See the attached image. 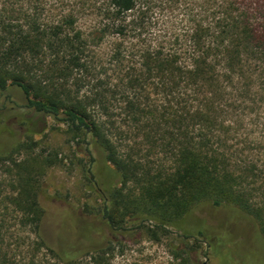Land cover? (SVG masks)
<instances>
[{
    "label": "trees",
    "instance_id": "trees-1",
    "mask_svg": "<svg viewBox=\"0 0 264 264\" xmlns=\"http://www.w3.org/2000/svg\"><path fill=\"white\" fill-rule=\"evenodd\" d=\"M154 7L156 17L176 13L168 24L174 32L155 30L150 40ZM98 11L92 39L71 13L50 27L32 22L15 31L0 20V109L14 105L9 89L23 98L19 131L0 153V264H108L127 225H153L157 237L204 203L234 207L264 244V162L254 157L261 150L243 147L230 119L241 127L246 118L237 113L253 107L249 121L264 128L257 109L264 106V0H102ZM106 38L116 43V84L87 61ZM84 73L89 97L82 99ZM115 103L122 105L116 113ZM46 118L85 144L90 162L100 154L117 175L114 189L97 187L107 233L99 243L61 245L43 234L42 178L55 161L29 151ZM143 145L148 153L140 156ZM85 177L91 183L90 169ZM85 228L78 238L90 233Z\"/></svg>",
    "mask_w": 264,
    "mask_h": 264
},
{
    "label": "rangeland",
    "instance_id": "rangeland-1",
    "mask_svg": "<svg viewBox=\"0 0 264 264\" xmlns=\"http://www.w3.org/2000/svg\"><path fill=\"white\" fill-rule=\"evenodd\" d=\"M101 3L102 0H0V20L10 24L11 30L15 31L17 26H22L24 30L32 22H36L41 27H50L71 13L76 29L85 39H92L94 30L98 29L100 22L98 5ZM152 14L154 22L147 34L150 40H154L155 30H159L160 33L164 30L174 32L169 26L170 17L173 21L176 15L174 11L171 14L165 13L161 18L155 16L154 7ZM155 18L158 20L156 29ZM115 45L116 43L110 38L104 39L98 47L92 49L93 60H87L92 67L101 72L100 79L107 76L112 84L118 83L112 71L115 66L114 60H110ZM130 61L137 62V60ZM80 76L83 77V74ZM83 82L84 89L79 94V98L85 95L89 97L86 92L88 82L86 73ZM9 93L12 95L14 105L3 102L6 107L8 105L10 107L6 110L0 109L1 116L5 119H0V153L11 149L14 136L16 137L19 131L16 119L22 112L20 109L23 104L22 94L13 88L9 89ZM115 98L118 100V97ZM255 98L261 102L259 93ZM0 108H2L1 100ZM9 108L14 109L9 110ZM86 108L92 109L89 106ZM121 108L122 105L115 103L112 110H116V113ZM257 109L264 117V106H258ZM255 113L257 111L253 107L237 113V116L246 118L243 119L241 127L238 126L240 124L235 117L230 119L237 134L235 138L243 143V147L249 145L253 148L252 144H254L261 150L262 157L254 154L253 156H258L256 161L263 163L264 128L249 121V118L253 119ZM4 125L7 128L4 129ZM40 128L41 133L32 137L34 145L29 153L40 158L50 156L55 161L42 178L40 203L44 209L43 234L50 242L56 240L61 242V245L77 238L76 244L83 246L86 237L93 243L101 242L104 235L105 238L107 237V233L100 226L99 210L103 204L97 187L103 190L114 189L118 183L117 175L100 154L94 153V161L90 162L86 153L87 146L73 141L66 132V126L46 118ZM25 138L21 136L19 139L25 142ZM147 148V145L141 146L140 156L148 153ZM149 151L151 157L148 158V162L155 165V150L150 148ZM160 163L166 169L170 167V160L167 157H163ZM88 169L93 174L91 183L85 177V171ZM85 226L90 233L81 235L84 237L82 239L78 238L80 230L86 231ZM147 226L153 225H143V227L127 225L125 233L116 237L117 244L114 245L111 255L107 257L108 264H262L256 249L260 247L264 256V244L256 228L248 218L232 206L213 208L211 204L204 203L182 218L178 222L177 229L167 228L164 233L157 232V237L151 236L149 232H155V229ZM222 239L226 245L220 257L216 245L217 241ZM251 240L254 244L257 242L259 247L256 249L252 245L249 247L247 243L250 241L252 244ZM237 241L243 244H236ZM80 264H91V261L89 258L83 259Z\"/></svg>",
    "mask_w": 264,
    "mask_h": 264
},
{
    "label": "flooded vegetation",
    "instance_id": "flooded-vegetation-1",
    "mask_svg": "<svg viewBox=\"0 0 264 264\" xmlns=\"http://www.w3.org/2000/svg\"><path fill=\"white\" fill-rule=\"evenodd\" d=\"M251 242H252V244L250 243V241L247 243L249 247H251V245H252L253 248H255V249L259 247V245H258L257 242H256L255 244L253 243L252 240H251ZM236 244L242 245L243 242L237 241ZM225 245H226V243L223 241V239L217 241V245H216V247H217V251H218L217 253H218V255H219L220 257H221V254H222L221 252L224 251ZM256 250L259 252V256H260V259H261V261H262V264H264V256H262V255H263L262 250L260 249V247H259V249H256Z\"/></svg>",
    "mask_w": 264,
    "mask_h": 264
}]
</instances>
